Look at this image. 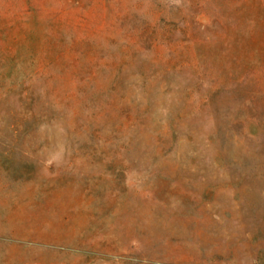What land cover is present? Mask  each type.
<instances>
[{
	"label": "rangeland",
	"instance_id": "1",
	"mask_svg": "<svg viewBox=\"0 0 264 264\" xmlns=\"http://www.w3.org/2000/svg\"><path fill=\"white\" fill-rule=\"evenodd\" d=\"M0 264H264V0H0Z\"/></svg>",
	"mask_w": 264,
	"mask_h": 264
}]
</instances>
